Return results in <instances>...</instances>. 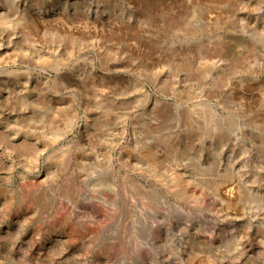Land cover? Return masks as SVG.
Here are the masks:
<instances>
[{"label": "rangeland", "instance_id": "374dc122", "mask_svg": "<svg viewBox=\"0 0 264 264\" xmlns=\"http://www.w3.org/2000/svg\"><path fill=\"white\" fill-rule=\"evenodd\" d=\"M208 258L264 264V0H0V264Z\"/></svg>", "mask_w": 264, "mask_h": 264}, {"label": "bare ground", "instance_id": "6f19581e", "mask_svg": "<svg viewBox=\"0 0 264 264\" xmlns=\"http://www.w3.org/2000/svg\"><path fill=\"white\" fill-rule=\"evenodd\" d=\"M69 121H70V120H69ZM72 121H73V120H72ZM68 123H69V122H68ZM68 123H67V124H68ZM71 123H72V122H71ZM68 126H69V125H68ZM70 126H71V125H70ZM71 127H72V126H71ZM149 154H150V153H149ZM149 156H150V155H149ZM145 157H146V156H145ZM147 157H148V156H147ZM150 159H152V158L150 157ZM153 159H154V158H153ZM146 161H147V160H146ZM147 162H148V161H147ZM150 162H151V161H150ZM155 164H156L155 160H154V163H150L151 166H150L149 169H151V170L153 171V173L157 171V168H156L157 166H156ZM153 173H151V174H152L151 176H153ZM157 173H158V172H157ZM92 176H93V175H92ZM154 178H157V177L155 176ZM171 187H172V186H171ZM135 188H136V186H135ZM169 188H170V187H169ZM137 192H138V191H137ZM151 196H152V195H151ZM12 197H13V196H12ZM152 198H153V197H152ZM185 198H186V197H185ZM136 238H137V237H136ZM138 239H139V238H138ZM133 241H134V240H133ZM132 253H133V252H132ZM136 254H137V253H136ZM136 254L134 253V255H136ZM131 256H132V255H131ZM137 256H138V255H137ZM134 257H135V256H134ZM135 258H136V257H135ZM204 258H205V257H204ZM206 258H207V257H206ZM130 259H131V258H130ZM192 259H193V258H192ZM134 260H136V259H133V261H134ZM190 260H191V259H190ZM193 260H194V259H193ZM193 260H192V261H189V262H186V261H185V262H186V264H193ZM134 262L136 263L137 260L134 261ZM197 262H198V260H197ZM197 262H196V263H197ZM119 263H120V262H119ZM205 263H206V264H211L210 259H209V258L206 259V260H205ZM182 264H183V263H182ZM194 264H195V263H194Z\"/></svg>", "mask_w": 264, "mask_h": 264}]
</instances>
